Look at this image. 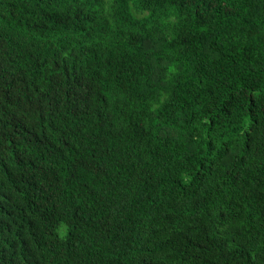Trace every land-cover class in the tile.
<instances>
[{
    "label": "trees",
    "instance_id": "16d2710c",
    "mask_svg": "<svg viewBox=\"0 0 264 264\" xmlns=\"http://www.w3.org/2000/svg\"><path fill=\"white\" fill-rule=\"evenodd\" d=\"M0 264H264V0H0Z\"/></svg>",
    "mask_w": 264,
    "mask_h": 264
}]
</instances>
